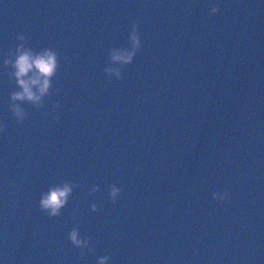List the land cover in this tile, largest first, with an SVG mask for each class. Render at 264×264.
I'll use <instances>...</instances> for the list:
<instances>
[{"label": "water", "instance_id": "95a60500", "mask_svg": "<svg viewBox=\"0 0 264 264\" xmlns=\"http://www.w3.org/2000/svg\"><path fill=\"white\" fill-rule=\"evenodd\" d=\"M134 23L143 48L109 79ZM20 45L59 54V94L18 102L23 124ZM0 124V264H264V0H0ZM66 180L49 218L41 193Z\"/></svg>", "mask_w": 264, "mask_h": 264}, {"label": "clouds", "instance_id": "9594fccd", "mask_svg": "<svg viewBox=\"0 0 264 264\" xmlns=\"http://www.w3.org/2000/svg\"><path fill=\"white\" fill-rule=\"evenodd\" d=\"M219 8L213 5L210 14H216ZM26 37L22 34L18 39L24 40ZM129 47H113L109 49L108 63L103 71L109 79L113 76L117 80L122 78L123 67L133 63L135 56L143 48V44L139 34V25L134 23L128 35ZM5 66L11 71L9 76L14 80L16 89L10 94L9 110L19 124H23L28 117V112L18 102L30 104L33 108L40 110L44 107V98L59 94L60 89L56 88L53 92L49 89L52 87V77L57 73L59 68V54L52 48H45L43 51L36 53L31 48L25 49L24 45H20L15 52H10L8 58L4 60ZM54 108L59 107L58 103L53 105ZM56 117L55 119H58ZM6 124H0V133L5 132ZM78 187V185H75ZM73 185L71 181H63L61 184L50 186L46 192L41 193L39 200V208L49 218L59 217L61 209H63L72 195ZM99 190L98 185H93L91 193ZM122 192L121 187L115 184L110 186L108 196L109 199L116 203ZM212 197L217 201H226L230 198L227 190L222 192H213ZM98 206L93 203L91 211L97 212ZM70 243L78 249H87L88 253H94L95 249L91 245V237L81 236L79 225L74 226L68 234ZM108 256L98 258L97 264H106Z\"/></svg>", "mask_w": 264, "mask_h": 264}]
</instances>
